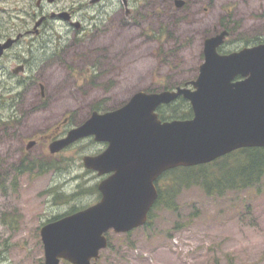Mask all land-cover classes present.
<instances>
[{
    "label": "rangeland",
    "instance_id": "1",
    "mask_svg": "<svg viewBox=\"0 0 264 264\" xmlns=\"http://www.w3.org/2000/svg\"><path fill=\"white\" fill-rule=\"evenodd\" d=\"M90 1L54 0L46 6L48 15L51 10L73 12L79 19L83 13L91 19L99 8H106L110 16L103 29L89 32L88 25V32L79 35L55 21L34 46V35L21 42L20 59L37 65L40 80L21 81L17 90L12 83L0 84V113L18 107L24 115L20 138L0 140V155L21 158L24 135L45 131L68 113L81 123L93 110H114L138 92L176 89L196 80L204 63L205 41L220 35L222 24L230 29L232 23L238 24L223 47L228 52L264 43V0H188L189 6L182 10L176 0H130L133 20L128 23L122 0H106L80 12L82 3ZM37 2L0 0V25L10 21L6 27L13 28L16 23L15 29L25 37L24 31L33 30L39 20L35 13L42 12ZM15 65L9 64V70ZM15 94L17 102L12 99ZM102 148L88 139L59 160L49 148L38 145L31 155L25 154L29 160L21 158V166L39 156L42 162H34L49 163L46 172L37 167L21 173L17 163L0 171V264H45L40 230L54 217L97 202L94 187L99 178L84 168L82 159ZM248 163L246 157L232 158L224 169L216 170V177L224 181L238 177ZM177 204L176 212L158 207L151 225L129 236L110 232L112 247L98 264H264V177L253 187L228 190L223 196H210L196 185L184 189Z\"/></svg>",
    "mask_w": 264,
    "mask_h": 264
},
{
    "label": "water",
    "instance_id": "2",
    "mask_svg": "<svg viewBox=\"0 0 264 264\" xmlns=\"http://www.w3.org/2000/svg\"><path fill=\"white\" fill-rule=\"evenodd\" d=\"M228 34L207 39L200 75L190 83L194 89L138 92L116 110L94 112L50 145L56 154L90 137L109 143L103 153L83 158L86 169L108 177L98 186L99 203L41 228L45 264H93L108 247L107 233L142 227L158 198L155 183L165 172L264 147V44L222 55L218 48ZM15 41L0 42V58ZM179 97L190 101L194 117L163 122L158 108Z\"/></svg>",
    "mask_w": 264,
    "mask_h": 264
},
{
    "label": "flooded vegetation",
    "instance_id": "3",
    "mask_svg": "<svg viewBox=\"0 0 264 264\" xmlns=\"http://www.w3.org/2000/svg\"><path fill=\"white\" fill-rule=\"evenodd\" d=\"M104 1H106V0H99V1L98 0H91L89 2V5H85L84 3H82V5H81L82 7H81L80 12H85L86 10H88L87 9L88 6L89 7L90 6L91 7H98L101 4H103ZM48 3L52 5L54 2L50 3L49 0H38L36 7L38 10H39V8L42 9V12L40 14L39 13L38 14L35 13L36 15L34 14L35 17L39 18V20L36 22L33 30L26 29L24 31L25 33L23 32L25 37L23 35H21L22 32L20 33L19 28L15 29L16 23L13 24V28L6 27L8 24L11 23L10 21L7 22V25H5L4 23H2L0 25V41L1 42L5 43L6 41L10 40V37H7L9 35H11V36L16 35V37H19V38H17V41L10 48L5 50L4 54L0 58V84H2L4 82L12 83V84H14V88L17 90L20 87L19 84L21 81L30 82V83L39 82L40 78L38 75H36L37 70L39 69L37 67V65H30L31 61H29V60L21 61V59H20L21 56H20L19 49L21 47V42L23 40H26L29 36L34 35L35 40H33V42H32V46H34V43H36L40 40L39 38L41 36H43L45 30L48 29L50 26H53L52 22H55V21H61L64 24L69 25L70 27H68V28H72V30L75 34L78 33L79 35H83V34L88 32V28H87L88 25H90L89 32L90 31L91 32L97 31V29L100 30L101 27L103 29L104 28L103 23L107 22L108 18L110 16V14L106 10V8H103V7L99 8L97 10V12H95V14L93 15L94 17L91 19L86 17L87 16L86 13H83V15H82L83 19H79L77 16H75V13H73V12L72 13L71 12L70 13L69 12L56 13L54 10H51L52 11L51 15H48V11H47L48 7L46 6V4H48ZM125 6H126L125 8L127 11V16H125V22L128 23L131 20H133V18L130 16V8H132L130 0H128V3L125 4ZM188 6H189L188 0H176V7L178 9H180V10L187 9ZM135 10L137 13L138 12L137 8H135ZM64 13H68V16L66 15L68 17V19L63 16ZM229 16H230V14L226 15V17H229ZM137 18H140V16L136 17V19ZM34 19L35 18L33 17V20ZM87 21H90L91 23L87 24L86 23ZM12 22H15V18H13ZM38 23H40V25H39V27H36L38 25ZM230 26L228 27V24L225 23V24H222L221 28H220V30L222 32H224L225 31L224 29L228 27L229 35L227 37L226 42L229 41L230 37L233 35V29L235 28V26H238V24L236 22L232 23L231 29H230ZM53 28H55V27H53ZM6 30H9V32H4ZM226 42H225V44H226ZM254 45H256V44H254ZM254 45L251 44L248 46H254ZM46 46H48V45H46ZM223 47L219 48V53L229 54L231 52H234V51L228 52L225 49H223ZM49 53H50V51L46 50V55H48ZM11 63H15L17 65H15V67H13V69L10 71L8 66ZM16 70L18 72H16ZM199 71H200V68H199ZM98 74H96V75H98ZM91 78L95 79L96 76L92 75ZM238 79L239 78H237V80ZM87 80L88 79H85V81H87ZM188 82H190V81H187L184 86H186V84ZM161 91H160V89H156L154 91H145V92L154 93V92H161ZM8 93L12 94V93H14V90L10 91L8 89ZM13 96L14 97H12V99L15 102H17L18 101V95L15 94ZM43 96H44V94H43ZM21 116H24V115L22 113H20V109H18V107L6 108V109L2 110V112L0 113V140H2L3 138H7L9 140H14L16 137L20 138L19 133H20V121L22 118ZM73 122H74L73 114L68 113L67 115H64L62 117V119L56 125L50 127L49 129H47L45 131H41V132H35V133H33L31 135H27V136L24 135V138L22 139L24 150H23V154H22L21 158H23L25 156V154L31 155V152H33L32 149L34 147H37L38 145H43V147H45L46 149L49 148V146L52 142L57 141V140H61L62 138L66 137L68 132L72 128L82 124L84 121L81 123H75L74 122L75 124ZM40 140H41V142H40ZM89 140L95 141L94 137L89 138ZM83 141H85V140H83ZM83 141H81V142H83ZM31 142H35V143L33 146H31L29 148V145ZM81 142H78L76 144H79ZM76 144L72 145V147L75 146ZM102 145L104 146V148H102V150H100L96 153H93L91 155L94 156V155L101 154L102 152H104L108 148L109 143L105 142ZM72 147L70 146V148H72ZM70 148H66L65 150H63L57 154H54V155L51 154V156L54 159L61 160L63 157L62 155H64V153L68 152ZM49 150H50V148H49ZM43 154L44 155L46 154L45 150H44ZM21 158L19 157L18 159H15L11 154H6V153L3 155H0V171H3V169L5 168L6 165L10 166V165H13L15 163L18 164L16 169L20 170V167L22 164L21 161H23V159H25L27 157H24L23 159H21ZM31 159H33L32 162H34L35 159H38L39 162H42V160H43V158L39 157V156H33V158H31ZM27 160H29V159L27 158ZM1 173H3V172H1ZM102 179H104V178H102ZM156 186H157L158 193H159L160 181H158L156 183ZM98 194H99V192H98ZM100 200H101V195L99 196L98 200H96V201L98 202Z\"/></svg>",
    "mask_w": 264,
    "mask_h": 264
},
{
    "label": "trees",
    "instance_id": "4",
    "mask_svg": "<svg viewBox=\"0 0 264 264\" xmlns=\"http://www.w3.org/2000/svg\"><path fill=\"white\" fill-rule=\"evenodd\" d=\"M159 114L164 121L190 119L193 117L190 103L184 98L179 99L176 103L161 108ZM235 157H237L238 160H242L244 157L249 160V163L243 166V174L238 175V177L230 176L226 181L217 178L216 170L220 167V169H224V163ZM37 167L40 172H46L45 168H49V164L45 165L43 163V165H41L37 162L24 163L21 166L20 172H34ZM239 176H243V178H239ZM263 177L264 148L241 149L207 165L191 168H177L164 174L162 180L165 183H163L159 190L157 207L162 206L176 212L178 210L177 199L181 192L184 189H189L196 185L201 186L210 196H223L228 190L238 191L253 187L260 183ZM94 188L96 189V186ZM77 210V208H74L69 214ZM153 214L154 212L151 213L150 219L145 227L151 225ZM58 218L60 217H54L49 220V222ZM129 235L130 234L126 236ZM109 246L112 247L111 243Z\"/></svg>",
    "mask_w": 264,
    "mask_h": 264
}]
</instances>
